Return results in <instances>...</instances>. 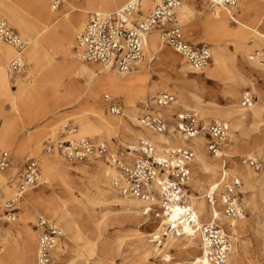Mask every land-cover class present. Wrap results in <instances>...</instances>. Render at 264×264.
Segmentation results:
<instances>
[{
	"label": "rangeland",
	"instance_id": "374dc122",
	"mask_svg": "<svg viewBox=\"0 0 264 264\" xmlns=\"http://www.w3.org/2000/svg\"><path fill=\"white\" fill-rule=\"evenodd\" d=\"M99 1L100 0H71V2L78 7V11H74L70 14V18L73 21L71 24L73 41H75L76 34L82 29L86 22L89 12L99 10L97 8ZM126 1L127 0H121L116 6L115 4L114 6L111 5L108 7V10L104 11L115 9ZM34 2L43 4V8L47 11L49 10L47 0H0V4L4 8L3 11H5V9L10 10V12L12 11L16 18L10 21L1 12L0 15L4 17L13 30L27 42L26 48L19 52L13 47V49L10 48V45V47L6 46L8 45L6 43H0L4 49L7 48L11 51L8 56L9 61L6 63L9 70L10 85H0V141L6 144V146H0V148L7 149L11 153L10 167L4 172H0V264H23L22 256L24 254V248L29 241L28 235L30 233L33 236L32 257L35 260L36 233L34 231V224L38 216H44L55 220L63 230L62 222L58 221L56 217L50 216L44 209V206L52 201L51 195L55 191H57L61 200L67 199L66 194L63 193L59 186H50L40 182V180L36 186L27 190L22 196L15 198L16 189L13 182L9 184V186L4 185V183L8 181L11 175L17 172L26 158L36 156L41 159L43 155H45V152L42 150L44 140L50 137H56L57 128L66 121L71 122L77 127L75 136H86L93 139L105 140L108 142L111 149H115L117 144H122L123 146L131 145L139 138L145 137L142 133H137L138 130L143 131L145 128H143L139 122L137 124L129 120V117L134 114L139 121L141 114L152 108L154 99L159 93L164 91L172 92L177 100L182 93L194 95L201 101L203 106L208 108L207 116H201L194 111L192 101L188 103L187 108L175 107L174 105L170 106L169 114L172 115L173 113L182 111H191L203 121H210L217 118L228 121L230 125V135L222 144V152L225 153L226 170L229 174H237L238 176H240V174L237 172L244 174L248 171L254 174V176L258 175L251 168L242 164L241 159L246 155L258 153V148H261L259 151L264 149V136L262 137V143L259 145L260 147H253L249 139L246 141L241 138L239 134V129L243 127L245 114H239V111L231 115L224 113L213 114L212 108L222 109L229 101L239 104L241 94L244 91H249L255 96V101L261 104V117H264V90L263 94H258L253 90V85L250 81L235 85L233 81L230 80L231 73L221 72L216 74V72L210 68L211 65L202 69V72H187L188 74L186 75L183 66L188 63L170 46L166 44L161 45L158 32H156L157 43L161 45V50L150 55L144 54V59L142 63L139 64L143 67L137 66L131 69L130 72H126V74L123 73L125 79L135 74L134 71L136 69L142 68L145 74V78L141 82L142 92L129 94L120 91L116 94L108 90V87H103L98 94V103L95 104L87 94V77L78 73L73 67H69V69L65 68L68 57L70 60L71 55L68 56L63 53L65 45H61L62 43H60V41L59 43L53 41L51 46L45 45L46 48L40 49L32 61L24 55V51L29 47L28 42L30 41L31 31L34 26H37V18L41 17L40 13H42L35 10ZM89 3H91V9L88 8L84 10ZM207 4L208 0L206 2L203 0H193V4L190 6L193 12L188 14L186 19L179 17L177 14V20L178 23L183 26L185 37L188 41L206 44L210 47L211 51H213L215 43H219V40L211 27L205 22H202V18L210 16L211 11L208 10ZM247 5L250 6L249 10L244 9ZM151 7L152 2L150 1L149 6L146 7L144 11L142 10L141 15L145 14ZM66 9L65 1L63 0L57 11L61 14L64 13ZM200 12H202L201 15H199ZM234 13L235 19L247 25L245 27V34H242L246 36V39L242 43H238L240 48L248 46V54L256 47H264L262 41L253 39V37L250 36L252 32H254V29H258L260 33L264 34V0H244L243 2L239 0L237 11H234ZM76 15L77 19H73ZM234 18H230L229 20L231 27H236L237 25ZM42 19H44L43 15ZM256 20L259 21L256 23ZM65 26L69 28V21L66 19L61 27L63 28ZM22 27L23 31L21 30ZM221 48L224 49V58L228 65L237 63L240 60L242 61V55L238 51H235V45L232 41H227ZM71 50L74 53L78 52L75 46H71ZM167 51L173 52L178 56V59L171 60L161 55L167 53ZM4 55L7 56V54ZM16 55H19L24 63V69L21 72H13L9 65L10 60ZM232 55L236 56L235 60L231 57ZM4 57L3 59L5 60ZM243 62L246 65L244 59ZM83 63L89 66L93 65V63L84 61ZM247 69L249 70L250 68L247 66ZM103 76L104 74L100 75L99 78H103ZM247 77L249 79L252 78L251 82H256L249 74H247ZM225 85L232 86V93L234 94L224 92L223 86ZM69 91L72 98L78 96L80 99L74 103H67L69 101ZM105 93H110L114 96L116 102L122 107L123 115L120 118L108 112L107 105L103 100V95ZM101 116L111 122L112 129L110 133L101 132L97 135L79 134L80 122L83 118L86 117L97 122ZM262 123L261 120V126L259 129L253 131L252 134H264V125ZM171 126L174 127V124H171ZM169 133L170 131L166 135H170ZM202 137L205 140V150L210 157L212 155L206 147L207 138L204 136ZM19 141L23 142V151L17 154L13 149ZM36 143L39 144V147L36 146ZM52 155H55L53 157H55L56 160L71 167L73 170L84 167L94 160L105 162L104 157L100 156L81 162H69L56 153ZM13 164H15L16 167L12 166ZM219 167L220 165L217 169H219ZM73 173L76 178L82 176L80 172ZM193 175V170L191 169V181L188 194L200 196L202 190L192 185ZM218 178L219 174L217 172L214 178L215 182H217ZM110 185H112V182H110ZM263 187L264 180L262 185L257 189ZM71 191L74 196H81L78 187H74ZM241 192L242 203L245 208V218L241 222V226H239L237 234L235 235V237H237L236 240L234 241L229 236L230 243H232V245L235 244L239 250V260L237 264H264V200L256 192V208L252 210L245 202V199L243 200L245 195L242 190ZM113 194L118 197L121 196L116 192H113ZM10 198H15L13 205L15 219L13 221H6V217L4 216V203ZM31 198H33V200L36 198L35 203L30 202L24 206L23 201L26 202L27 199L31 200ZM203 199H205L207 205H209L206 197L203 196ZM40 200H43L42 203L44 205L38 204ZM216 206L221 211L219 204ZM86 207L91 210L93 216H88V214L84 212L82 218H80L79 222L82 228L81 237L76 239L75 243H70V247L66 254L69 262L74 264H177V262L189 264L186 263V261L190 260L188 256L179 255L178 251L175 249L164 248L163 244L166 242L167 235H160L159 239L151 238V233L154 232V227L158 224V218L151 216H147L146 218L140 217L141 221H146L145 224H141V222V225L130 221H117L114 216H119V213L113 209L119 208L120 206L113 207L112 203L107 200L104 202L100 201L99 204L93 206L86 203ZM94 219L95 221L99 219V223L101 220V235L95 249H91L87 244V238L89 236L91 238L95 236L93 231L95 224ZM225 228L228 229L227 227ZM139 230L145 233V247H139ZM64 232L63 230V233ZM226 232L229 235V231L227 230ZM170 236L181 237L176 234H170ZM63 238L61 240H63ZM102 240L108 242L109 249H107V251H101L100 249L99 242H102ZM196 243L199 244V248L196 246L195 252L193 253L199 254V251H201L200 238L196 240ZM147 248H149L148 251H146ZM166 252L171 255L170 260L164 259L163 254ZM53 262L56 264L55 261Z\"/></svg>",
	"mask_w": 264,
	"mask_h": 264
},
{
	"label": "built area",
	"instance_id": "2783aa9c",
	"mask_svg": "<svg viewBox=\"0 0 264 264\" xmlns=\"http://www.w3.org/2000/svg\"><path fill=\"white\" fill-rule=\"evenodd\" d=\"M63 0H47L50 10L57 11ZM152 7L143 15L142 0H127L121 6L109 10L89 12L82 29L75 36L76 48L81 58L99 64L119 73L129 72L144 59L146 36L151 31L158 32L160 44L170 46L193 68L202 70L210 62L211 49L206 44L193 43L185 37L183 26L177 20V8L181 0H150ZM239 0H212L209 9L215 8L237 11ZM233 13L232 15H234ZM0 40L18 52L26 48L27 42L13 30L8 21L0 15ZM249 59L264 64V47L254 48ZM13 72H21L24 63L20 57L9 62ZM108 112L121 116L122 107L110 93L103 95ZM176 100L172 92H161L152 108L141 114L140 125L153 132L167 134L174 124L175 130L188 140L201 135L207 138L206 147L213 157L222 154V144L229 137L230 125L223 119L203 121L191 111L173 113L167 108ZM255 96L249 91L241 94L242 106H250ZM264 124V117H263ZM77 127L69 121L57 128L56 137L44 140L43 151L56 153L69 162H81L97 156L117 171L112 186L123 197L141 202L143 215L161 218L178 210L175 222L165 224L164 235L176 234L177 229L188 227L198 233L205 260L198 264H228L230 239L225 228L212 221H202L188 194L191 177V162L194 150L186 144L158 145L149 138L142 137L131 145L117 144L111 149L105 140L86 136H75ZM36 156L24 160L16 173L8 178L15 185V198L37 185L40 177V163ZM242 164L255 173L264 174V149L241 159ZM11 153L0 148V172L10 167ZM242 179L237 174H229L222 169L210 196L206 199L211 207L219 204L223 215L239 219L245 214L242 203ZM15 198L5 201L6 221H13ZM36 233V264H53V251L64 233L59 224L48 217L38 216L34 224Z\"/></svg>",
	"mask_w": 264,
	"mask_h": 264
},
{
	"label": "bare ground",
	"instance_id": "6f19581e",
	"mask_svg": "<svg viewBox=\"0 0 264 264\" xmlns=\"http://www.w3.org/2000/svg\"><path fill=\"white\" fill-rule=\"evenodd\" d=\"M64 1L67 9L64 13L61 14L59 11H52L50 9L47 11L43 8V4L34 2L35 10L39 13H42H40L41 17L37 18V26H34L31 31L32 33L30 35V41L28 42L29 47L24 51V55L32 61L34 60L36 53L40 49L46 48L45 45L51 46L53 41H57V43H59L60 41V43H62L61 45H65L63 53L67 54L68 56L71 55L70 60L68 57V61L65 65V68L69 69V67H73L78 73H81L82 75L87 77V94L95 104L98 103V94L100 89L103 87H108V90H111L116 94H118L120 91L129 94H134L136 92L141 93V82L145 78V74L143 73L142 68L136 69L134 71L135 74H132L130 77L124 79L123 73L108 69L99 64H93L92 66L86 65L85 63H83L84 60L81 58L80 52L78 51L76 52V54L71 50V46L76 47V44L75 41L72 40L71 24L73 21L70 18V14L74 11H78V7L74 5L71 0ZM119 1L121 0H100L97 5V8L103 11L108 10V7H110L111 5L114 6V4L116 6ZM203 1L206 2L207 0ZM211 1L212 0H208L207 4V8L210 11L211 9H209V4ZM243 1L244 0H242V2ZM149 4V0H142L141 9L144 11L145 8L149 6ZM191 4H193V0H181V3L177 8V14L179 15V17L186 19L188 17V14H191V12H193L190 7ZM90 5L91 3H89L86 8L84 7V10H87L88 8L91 9ZM3 9L4 8L0 4V12L10 21L16 18L15 14H13L12 11L10 12V10L6 9L5 11H3ZM244 9L249 10L250 6L247 5L244 7ZM223 10L225 9L215 8L213 12H210L209 17L202 18V22H205L211 27V29L217 35V39L219 40V43H215V48L213 49V51H211V60L207 67L211 65L210 68L214 70L216 74L221 72L228 74L231 73L232 75L230 77V80L233 81V84L235 85L240 84L241 82L250 81V83L253 85V90L261 95L263 94L264 90V64L249 59V53L247 54L248 46H243V48H240V45L238 44L242 43L246 39V36L242 34H245V27L247 25H244L243 23L235 19L234 15H232L234 12H232L231 10ZM201 14L202 12L199 13V15ZM42 15L44 19H42ZM230 18L235 19V21L237 22L236 27H231L229 21ZM65 19L69 21V28H67L66 26L63 28L61 27ZM73 19H77V15L73 17ZM258 21L259 20H256L255 22L257 23ZM21 30L23 31V27L21 28ZM250 36L253 37V39L260 40L264 43V34L260 33L258 29H254V32H252ZM229 40L232 41L235 45V51H238L242 55V61L240 60L237 63H232L231 65H228V63L225 61L224 49L221 48V46ZM157 42L158 41L156 31L153 30L148 33L145 41L144 54L150 55L154 52L156 53L160 51L161 45L163 44L159 45ZM0 43L3 42L0 40ZM6 46L10 47L9 45ZM9 53H11V51L7 48L4 49L0 44V85H10L9 70L6 64L9 61ZM4 54H7V56H5ZM161 55L163 57L166 56L171 60L178 59V56L171 51H167V53H163ZM3 57L5 58V60L3 59ZM15 57L20 56L16 55ZM231 57L235 60L236 56L232 55ZM243 59L246 62V65L244 64ZM138 66L143 67L142 65ZM247 66L250 68L249 70L247 69ZM183 67L186 72V75L188 74L187 72L198 73L203 71L193 69L189 64H186ZM102 74H104L103 78H99V76ZM247 74H249V76H252L253 80H255L256 82H251L252 78L249 79L247 77ZM223 91L226 93H232L233 87L225 85L223 86ZM79 99L80 97L78 96L72 98L69 91V101L67 103H74ZM191 101L193 102L194 111H196L201 116L208 115V108L203 106L201 104V101L197 99V97L194 95H186L182 93L179 99H176L175 102L172 103L170 106L174 105L175 107L187 108L188 103ZM169 107L166 109L168 112H170ZM237 111L240 112L239 114H245L243 127L239 129V134L241 135V138L246 141L247 139H249V142L251 145H253V147H258L262 143V137L264 136V134L255 135L252 134V132L259 129V127L261 126V120L263 122V117H261V104L255 101L250 106H242L241 103L235 104L233 101H229V103L222 109L212 108L213 114L224 113L231 115ZM121 116H117V118H120ZM129 120L137 124L139 122L138 119L134 116V114L129 117ZM111 129V122H109L103 116H101L97 122H94L85 117L80 122L79 134L97 135L101 132L110 133ZM169 131L170 135H166L163 133H153L147 129H143V131L138 130L137 133H142L143 136L150 138L152 142L157 145L159 143H167L168 146L173 144H186L193 148L194 157L191 162V169L193 170L194 175L192 179V185L196 188H200L202 191L200 192V196L190 195L191 201L195 206V209L202 221H212L222 226V228L227 227L228 229H225L229 231L230 238L235 241L237 238L235 237V235L237 234L238 228L239 226H241V222L245 218V215H243L239 219L227 218L223 215L219 208H217V206L211 207L207 205L205 199H203V196L207 197L211 195V192L215 185L214 178L217 172L219 174L222 169H225V172L227 171L225 163V153L222 152L221 156L217 158H213L212 156L209 157L205 150V140L201 135H197L188 140H185L175 130L173 126L169 127ZM0 146H6V144H4L3 141H0ZM36 146L39 147V144L36 143ZM158 149L161 150V147L159 145ZM260 149L261 148H258L257 152H260ZM13 150L17 154L22 153L23 142H17V145L16 147L14 146ZM53 156L55 155L45 153V155H43L41 159L39 157L38 158L40 160L39 163L41 173L39 181L41 180L40 182H43L44 184H48L50 186H59V188H61L63 193L67 196V199L61 200L59 198V194L57 193V191H55L51 195L52 201L48 205L44 206L45 211L50 216L56 217L58 221L62 222L63 230L65 231L63 240H61L57 244L53 251V261H55L56 264H74L69 262V259L66 257V254L70 247V243H75V240L81 237L82 228L79 220L80 218H82L83 213L86 212L88 216H93L91 210L87 209L86 203L93 206L99 204L100 201L104 202L107 200L108 202L112 203L113 207L120 206L119 208L113 209L114 211H117V213H119V216H114L115 220L120 222L130 221L134 222L135 224H140L142 222L141 224H145L146 221H141L140 217L146 218L148 215H143V209L141 208L142 204L139 200L123 196L118 197L113 194V192L117 193V190L112 185H110V182H113V180L116 179L118 176L117 171L113 166H110L108 163H103L99 160H94L92 161V163L85 165L84 167L76 168L73 170L71 169V167L64 165L59 160H56V158ZM219 165L220 167L219 169H217ZM12 166L16 167L15 164H13ZM73 172H80L82 176L76 178ZM237 173H239L240 177L242 178L243 184L241 190L245 195L243 197V200L245 199V202L249 205V207L254 210L256 208V194L258 193L259 196L264 200V187L257 189L259 188V186L262 185V182L264 180V174L256 173L258 175L254 176V174H252L250 171L244 174H241L240 172ZM4 185L9 186L8 181L5 182ZM74 187L79 188L81 194L80 197H76L73 195L71 190ZM35 201L36 198L34 200L33 198H31V200L27 199L26 202L23 201V205L26 206L27 203H35ZM42 202L43 200H40L38 201V204L44 205ZM177 214L178 210L174 209L170 214L159 218L158 224L154 227V232L151 233V238L159 239L160 235H164L165 233H163V226L165 224H171L172 222H175ZM94 223L95 224L93 231L95 233V236L93 238H91L90 236L87 238V244L91 247V249H95L101 235V220L99 223V219H96ZM177 231L178 236L181 237L170 236V234L168 233L166 237V242L163 244L164 248H172L177 250L179 255L188 256L190 260L186 261V263L189 264H198L200 260H205V257L202 253V248L201 251H199V254L193 253L195 252L196 246H198L199 248V244L196 243V240H199L198 233L191 231L188 227H184L183 229L179 228L177 229ZM138 237L140 240L139 247H145L146 243L144 241V231L139 230ZM28 238L29 241L27 242V246L24 248L22 261L23 264H36V258L34 260L32 257L33 236L31 233L28 235ZM99 245L101 251H107V249H109L108 242L106 240H102V242L100 241ZM148 250L149 248H147L146 251ZM163 257L166 260H170L171 255L166 252L163 254ZM238 260L239 250L235 244L232 245V243H230V250L227 257V263L237 264ZM177 264L182 263L177 262Z\"/></svg>",
	"mask_w": 264,
	"mask_h": 264
}]
</instances>
